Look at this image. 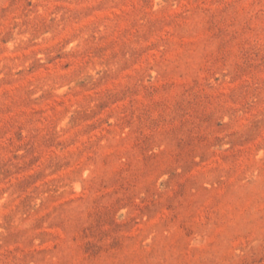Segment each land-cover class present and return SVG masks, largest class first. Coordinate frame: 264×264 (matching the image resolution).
<instances>
[{"label": "rangeland", "instance_id": "obj_1", "mask_svg": "<svg viewBox=\"0 0 264 264\" xmlns=\"http://www.w3.org/2000/svg\"><path fill=\"white\" fill-rule=\"evenodd\" d=\"M0 264H264V0H0Z\"/></svg>", "mask_w": 264, "mask_h": 264}]
</instances>
